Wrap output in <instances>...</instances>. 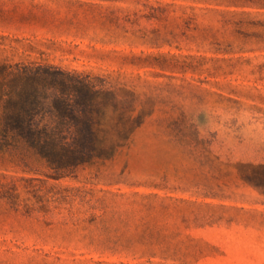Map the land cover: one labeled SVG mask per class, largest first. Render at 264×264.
Listing matches in <instances>:
<instances>
[{"label":"rangeland","instance_id":"1","mask_svg":"<svg viewBox=\"0 0 264 264\" xmlns=\"http://www.w3.org/2000/svg\"><path fill=\"white\" fill-rule=\"evenodd\" d=\"M28 66L98 92L104 151L3 149L0 264H264V0H0V90Z\"/></svg>","mask_w":264,"mask_h":264},{"label":"trees","instance_id":"2","mask_svg":"<svg viewBox=\"0 0 264 264\" xmlns=\"http://www.w3.org/2000/svg\"><path fill=\"white\" fill-rule=\"evenodd\" d=\"M8 76L10 82L0 90V153L6 147L22 148L60 171L76 168L87 162L85 158L104 151L98 147L102 124L93 114H98L101 104L91 98L98 92L87 86L90 97L81 101L69 93L86 87L83 79L48 66L17 67ZM261 169L253 183L264 189Z\"/></svg>","mask_w":264,"mask_h":264}]
</instances>
